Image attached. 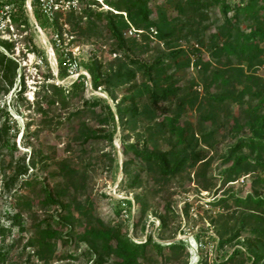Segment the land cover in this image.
Returning <instances> with one entry per match:
<instances>
[{
    "label": "trees",
    "instance_id": "trees-1",
    "mask_svg": "<svg viewBox=\"0 0 264 264\" xmlns=\"http://www.w3.org/2000/svg\"><path fill=\"white\" fill-rule=\"evenodd\" d=\"M152 1L105 0L111 11H99L92 7L90 1L78 0V9L67 12L68 23L84 20L90 31L97 32L101 27L107 35L115 60L105 67L96 59L75 62L71 54L57 43L61 35L57 16L48 21L40 14L37 0H32L36 22L41 28L50 25L51 40L56 37L52 40V48L58 77L66 78L73 64L83 68L89 76L87 81L84 75H79L66 88L44 85L41 100L50 108L65 107L70 100L79 97L81 105L70 116L85 117L75 126L70 144L76 147L79 158L61 160L48 177L39 178L34 174L27 175L28 170L40 165L47 171L46 159L43 162L34 152L25 164V154H21L22 157L19 155L9 135L11 127L6 112L0 108L1 191L9 197L14 210L12 226L4 228L0 224V264H5L9 251L22 242L20 238L4 250L11 227L17 226L18 234L26 232L22 217H32L34 206L38 209L50 208V215L40 221L33 218L34 223L27 230L30 236L23 243L22 251L30 249L40 259L45 253L50 254V259L54 258L57 243L64 240H70L76 246L83 245L82 254L91 264H144L150 260L151 253L167 264L175 261L181 253H187L183 240L161 244L146 233L142 241L135 242L128 235L127 226L106 224L94 215L92 201L84 194L89 163L84 164L83 159L90 158L94 144L106 141L112 146L117 128L121 133L134 132L139 124L142 133L147 134L145 140H142V135L134 142H129L124 134L120 135V169L127 190L142 186L143 173L162 185L203 161L204 155L195 148L199 140L195 138L186 114L188 111L198 112L199 134L201 141L207 144L208 139L221 129L216 122L225 104L235 105L238 109V115L229 124L230 137L233 139L241 132L247 133L246 138L238 140L230 148L229 155L222 161L228 165L225 169L227 182H233L242 173L248 174L250 168L264 169V161L261 160V153H264V0H183L173 14H169L163 5L151 6ZM24 3L25 0H0V7L13 5L12 21L16 27L24 28L30 23ZM212 8L217 9L222 22L214 26L204 40L206 27L195 28L196 20L207 19V13ZM98 22L100 25H97ZM130 28L142 31L139 35L144 41L154 35L165 46L166 52L148 61L134 56L132 49L137 47L138 42L126 37ZM190 40H196V45L206 50V57L201 47H191L188 51L179 45ZM2 45L9 51L13 48L12 44ZM27 45L47 65L44 50L36 46L31 37ZM190 68L200 79L201 94L193 90L194 81L184 86L177 75ZM17 69L15 59L0 53L1 94H7L14 84ZM87 85L91 92L103 91L113 105L96 95L85 98ZM24 91L22 84L18 95L21 96ZM161 104H172L173 112L161 107ZM36 112L43 113L40 105ZM159 138L166 141L168 150L157 147ZM148 142L154 143V147L149 148ZM244 150L256 155L257 159L252 161L247 155H240ZM116 160V154L109 160L114 163L115 171L118 168ZM7 170L11 173L7 174ZM52 175L58 177L59 182L50 178ZM27 188L38 190L34 192L35 200L22 193ZM140 198L136 195L134 202L129 199L117 201L116 214H120L123 208L130 214L134 205L139 207L140 216L133 221L132 227L140 224L149 210L147 202ZM233 202L247 213L243 221L252 219L257 223L249 232L255 236L251 242L254 248H246V261L237 260L240 249L234 248L216 264H264V229L260 227L264 222V198L249 195L236 198ZM218 204L224 205V200L215 203ZM166 209L170 211L168 207ZM159 221L160 229L165 228V219L160 217ZM241 229L226 242L239 238L243 233ZM164 252H168V256Z\"/></svg>",
    "mask_w": 264,
    "mask_h": 264
},
{
    "label": "rangeland",
    "instance_id": "rangeland-1",
    "mask_svg": "<svg viewBox=\"0 0 264 264\" xmlns=\"http://www.w3.org/2000/svg\"><path fill=\"white\" fill-rule=\"evenodd\" d=\"M182 2L183 0H153L150 4L151 6L163 5L169 14H173L176 11V6ZM28 17L30 20L28 26L24 28L16 27L18 33L21 34L19 49L13 51V55L7 50L8 57L18 62V69L15 82L9 88L8 93L5 95L0 93V108H4L6 112L11 127L9 135L20 152L19 155L25 154V164L28 163L34 152L39 155L43 162L46 159L48 163L47 171L38 165L32 169L33 172L28 170L27 174H34L39 178H43L48 177L53 169L56 170L57 164L61 160L79 158L78 152L75 151L76 147L70 144L75 126L85 115H82L80 119L70 116L71 112L81 105L79 97L70 100L65 107L55 106L50 108V105L41 100L44 95L42 87L54 84L66 88L79 75H84L87 81H89V76L83 68L76 67V73L60 79L55 53L52 48V40L55 38L53 36L51 40L50 25L41 28L34 17L31 18L29 15ZM67 17V13L57 15L61 28L60 41L58 40L57 43L65 49V52L70 53L77 63L85 62L87 59H96L105 67L113 64L115 60V55L112 53L113 46L102 28L99 27L100 29L97 32L90 31L84 20H77L70 24L67 22ZM123 17L125 18V15ZM221 22V15L217 9L212 8L207 13V19L203 21L196 20L195 28L206 27L203 33V39L205 40L214 26L220 25ZM97 25H100V23L98 22ZM30 37L36 46L44 50L47 65L28 47L27 42ZM126 37L135 39L138 42L137 47L132 49V53L143 61L151 60L155 56L166 52L165 46L158 42L154 35L148 41H144L139 34L131 36L127 33ZM196 44V40L179 43L181 48L188 51L191 47H201ZM201 52L206 57V50L202 48ZM0 53L7 56L2 50H0ZM177 75L184 86H189L190 82L194 81L196 85H194L193 90L199 94L202 93L200 79L193 68H190L189 71L177 73ZM22 84L25 86V91L19 96L18 91ZM92 95L108 100L103 91L91 92L87 85L84 97L89 98ZM108 102L113 105L110 100ZM38 105H40L43 113L36 112ZM161 107L169 109L170 112H173L174 109L172 104H161ZM96 111L99 112V109ZM237 115L238 109L235 105L225 104L220 109L216 122L217 126H221V129L208 139L207 144H204L199 134V114L197 111H188L186 118L193 127L195 138L199 140L195 148L204 155L205 159L194 167L186 169L167 184L158 185L150 175L143 173L141 187L132 190L126 189L120 169V135L127 136L129 142L140 140L142 135V140H145L147 134L142 133L139 124L134 132L125 131L121 133L120 128H117L112 146L106 141L94 144L90 158L85 157L83 159L84 164L89 163L87 165L88 177L84 194L92 201L94 215L106 224L121 223L127 226L128 235L135 242L142 241L146 233H150L152 238L161 244L183 240L187 246V253H181L175 261L167 264H202L204 262L216 264L226 254L232 252L234 248L240 249L237 260L244 261L246 248H254L251 242L255 236L249 232L257 223L253 222L252 219L243 221L247 213L243 211L241 206H236L233 200L249 195L264 198V169L260 167L250 168L248 174L242 173L233 182H227L225 169L228 165L222 161L229 155L230 148L238 140L247 137L246 132H241L236 138L232 139L228 133L231 119ZM147 144H149V148L154 147L152 142ZM157 147L164 151L169 149V145L161 138L157 141ZM67 150L71 151L67 152ZM114 154L117 155V171H115L114 163L109 161ZM240 155H247L252 161L257 159L256 155H250L246 150L242 151ZM261 160L264 161V153H261ZM6 173L10 174L11 171L7 170ZM199 173L202 175L198 176ZM50 178L53 180L56 178L55 181L59 182L58 177L52 175ZM120 183L123 184L122 188ZM1 185L0 174V224L4 228H10L12 226L11 216L14 210L11 207L9 197L1 191ZM205 186L208 188H205ZM34 192L37 193L38 190L27 188L22 193L35 200ZM136 195L141 197L140 200L147 202L149 210L143 221L132 227L133 221L140 216L139 207L134 205L130 214L124 208L120 211V214H116L115 210L118 209V200L129 199L134 202ZM219 200H224V205H215ZM33 202L36 204V201ZM167 207L170 210L169 212H167ZM32 212L34 213L32 217H28V215L22 217L26 232L18 234L19 228L17 226L11 227V232L5 239L4 250L6 251L10 247L11 242L18 241L20 238L22 242L9 251L5 264H91V261L82 254L84 246H76L70 240L57 243L56 252L52 259H50V254L46 253L41 259L37 258L30 249L23 252L22 245L30 236L27 230H30L34 223L33 218L35 217L36 221L47 218L50 215V208L38 209L34 206ZM160 217H163L166 221V227L163 229L159 227ZM262 218L264 220V215ZM260 227L264 229V222ZM240 228L246 234L242 233L239 238L226 242ZM164 254L168 256V252H164ZM149 258L150 260L144 264H163V259L159 256L156 257L154 253H151ZM106 264H111V262Z\"/></svg>",
    "mask_w": 264,
    "mask_h": 264
},
{
    "label": "built area",
    "instance_id": "built-area-1",
    "mask_svg": "<svg viewBox=\"0 0 264 264\" xmlns=\"http://www.w3.org/2000/svg\"><path fill=\"white\" fill-rule=\"evenodd\" d=\"M88 1L91 2L92 7L96 8L99 11H111V9L105 3V0ZM78 7V0H37V8L40 14L48 21H51L59 14L63 15L72 10H77ZM13 8L14 7L12 4H4L0 7V50L4 51L7 56H9V54H7V49L2 45V43L13 45V50H10V54L13 55V51H17L19 49L21 39V34L18 33V29L12 21ZM24 8L28 15L33 18L34 15L32 0H25ZM127 33L133 36L142 33V31L130 28ZM74 73H76L75 64L70 67L69 71L70 75H73Z\"/></svg>",
    "mask_w": 264,
    "mask_h": 264
}]
</instances>
